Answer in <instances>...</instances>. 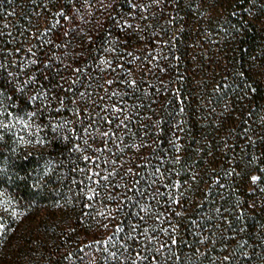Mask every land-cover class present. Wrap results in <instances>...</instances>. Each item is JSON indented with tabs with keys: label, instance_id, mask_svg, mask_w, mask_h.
<instances>
[{
	"label": "trees",
	"instance_id": "16d2710c",
	"mask_svg": "<svg viewBox=\"0 0 264 264\" xmlns=\"http://www.w3.org/2000/svg\"><path fill=\"white\" fill-rule=\"evenodd\" d=\"M75 2L84 34L57 49L48 40H61L53 16L67 0H0V63L35 72L29 48L41 59L67 51L68 66L54 61L52 71L76 81L75 105L66 99L56 116L76 130L70 142L21 143L36 137L19 124L6 135L15 152L0 151L12 176L0 174V264H264V0ZM76 106L86 111L74 115ZM130 223L143 238L129 239ZM160 243L169 249L157 253Z\"/></svg>",
	"mask_w": 264,
	"mask_h": 264
},
{
	"label": "snow or ice",
	"instance_id": "6c2138e0",
	"mask_svg": "<svg viewBox=\"0 0 264 264\" xmlns=\"http://www.w3.org/2000/svg\"><path fill=\"white\" fill-rule=\"evenodd\" d=\"M126 4L130 6L131 9L144 8L145 5L143 3L133 2V0H124ZM153 2L158 3L159 0H153ZM68 5H70L69 10L66 11L65 7H60L59 10L53 16V28L60 33L61 40L57 43L55 40H48L50 45L57 49L67 48V44L64 43L66 40L68 44H71L76 37L84 34V28L80 27L79 24L75 23L77 19L80 21H84V16L80 15V8L76 7L75 0H67ZM98 7L101 9H109L112 8L113 5L117 4V0H110L109 3L105 4L103 0H97ZM81 6L87 9H91L92 5L89 3V0H81ZM112 19L113 24L116 25L117 28H121L123 26H127L128 28L132 27V24L128 19H122L123 13H121L120 17L117 16L115 12L112 13H104ZM129 17H133L135 13L129 11L127 13ZM235 15V13H233ZM55 16L61 17L63 22L69 25L68 28H65L59 20H55ZM146 17H142L145 19ZM87 23V21H84ZM137 27H139L137 25ZM95 28L102 29V24L100 21H97ZM45 31H52V28H46ZM111 36V33H108ZM86 39L88 42L93 41V37L91 35H87ZM103 39V38H102ZM115 43H119L118 38L115 40ZM102 47V45L98 46ZM15 51L19 53L21 50L16 48ZM104 51L115 52L116 48L112 46L111 43L108 44V47L104 49ZM28 53L32 55V59L30 60V64L33 66H37L35 72H21V71H8L6 63H0V151H7L10 153H14L15 149L9 146V142L6 139V135L8 133L13 132V129L16 124L22 125V130H26L31 133L36 139L33 141L31 139L25 141L23 137H20L21 143H39L41 145H50L55 141L64 140L70 142V136L76 135V130L70 127V121L66 119H56V116L59 115L61 109L67 107L65 104V100L67 99L69 103L75 105V100L69 98V93H72V86L76 83L75 80H72L71 76H61L59 71L53 72L54 61H59L61 65L67 67L68 65L64 64L65 58L69 55L67 51H64L61 55H57L56 52L48 50V53L44 54V58L41 59L35 56L32 48L28 49ZM49 54L52 59L49 58ZM80 54L74 55L73 59H79ZM102 63L107 64L108 62L105 60V57L101 55L99 57ZM16 61H12L15 63ZM27 65L19 64L18 68H24ZM109 66H111L109 64ZM83 66H77L72 68V75H76L82 71ZM45 69V71H42ZM59 77L55 84H53V79ZM71 81V83H69ZM108 84L113 83L112 80L107 81ZM132 85L135 86L136 81H131ZM67 85V88H65ZM252 91H255L253 89ZM83 99V93L80 94ZM82 111H86V109H82L79 106H76L74 109V115L81 113ZM53 113L56 115L54 116ZM11 117L12 119H8ZM123 123V122H121ZM49 130L51 132V136H47L45 130ZM86 132L87 129H84ZM40 133H45V135H37ZM18 133H13V139L18 136ZM107 135V133H104ZM87 143V141H85ZM7 146V147H6ZM76 149H79V145L73 146ZM26 158V157H25ZM83 159L88 161L90 159L89 156L84 155ZM255 160L256 157H253ZM45 172L50 171V169L46 166L44 168ZM0 174L9 179L12 176H9L7 163L0 165ZM13 175L19 176L18 173H15L13 169ZM27 174L25 176H19V179L25 180L27 179ZM252 181H257L259 179L258 176L253 175L251 177ZM33 188L40 189L43 185L40 181H36L32 184ZM3 195V193H0ZM6 201H0V203H5ZM13 216H17L15 210L12 212ZM17 219L19 217L17 216ZM134 219L138 220L140 223H144V217L136 214ZM159 219V217H157ZM129 229V239L139 240L144 237V233L137 232V224L130 223L128 225ZM117 230H120L119 225H117ZM5 231H7L6 225L2 222V217H0V236H3ZM144 232H147V228H145ZM148 240H153L152 236H147ZM169 240L171 245H176L178 240L175 236L170 235ZM137 247L143 248L142 245L137 244ZM125 249H128V245L125 244ZM162 249L168 250L169 245L166 243H160L159 247L155 249L157 253H159ZM145 253H149L150 249L143 248ZM113 257H115V253H112ZM243 255L247 256L249 253L245 252ZM135 258L137 261L149 259V256L142 255L141 252H135ZM171 258V257H169ZM179 259V256L176 257ZM150 259L152 261H156L155 256H151ZM230 256H225L224 260H230ZM156 264H162V261H156Z\"/></svg>",
	"mask_w": 264,
	"mask_h": 264
}]
</instances>
